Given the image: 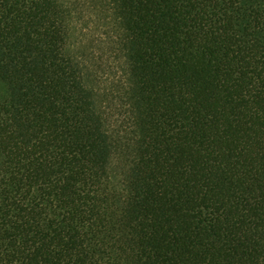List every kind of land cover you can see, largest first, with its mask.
<instances>
[{"label": "trees", "instance_id": "obj_1", "mask_svg": "<svg viewBox=\"0 0 264 264\" xmlns=\"http://www.w3.org/2000/svg\"><path fill=\"white\" fill-rule=\"evenodd\" d=\"M0 264H264V0H0Z\"/></svg>", "mask_w": 264, "mask_h": 264}]
</instances>
